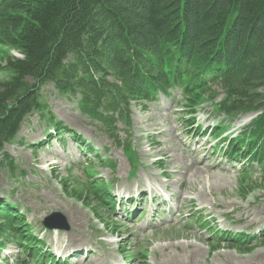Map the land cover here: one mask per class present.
Returning <instances> with one entry per match:
<instances>
[{"label": "rangeland", "instance_id": "1", "mask_svg": "<svg viewBox=\"0 0 264 264\" xmlns=\"http://www.w3.org/2000/svg\"><path fill=\"white\" fill-rule=\"evenodd\" d=\"M2 50L7 52L5 47ZM8 52L18 59L19 51ZM40 94L61 130L53 132L34 114L5 146L9 159L0 155V203L4 200L15 206L20 215L16 219L26 223L18 235L3 239L0 232V264L40 260L42 253L34 257L27 253L28 243L37 238L43 241L41 250L52 259L57 246L65 250L66 257L75 253L77 259L73 257L68 264H264L260 236L246 243L244 250L224 243L212 253L218 239L229 238L212 234L214 227L241 234H260L264 228L260 169L254 166L252 170L248 161L235 154L230 160L220 154L238 137L240 121H227L211 103L199 109L194 120L187 115L192 109L184 107L183 97L174 91L169 97L159 96L153 104L134 106L127 137L123 125L118 134L90 122L79 113L76 101L61 97L52 85ZM212 121H222L225 128L214 132L213 138L207 132L198 136ZM113 135H120V143L109 137ZM81 142L89 148H82ZM95 182L105 195V185L109 186L116 213L99 207L97 194L94 199L86 198V188ZM163 188L173 196L170 203L159 211L161 199H156V212L149 214V209L145 220H139L137 214ZM123 192L131 194L124 196ZM122 198L136 200L132 209L136 213L130 219L122 217ZM169 208L171 213L166 215ZM57 213L62 219L55 218L54 223L65 222L68 231H49L43 226L47 217ZM205 218L207 226L199 220ZM148 223L154 226L147 228ZM45 261L43 257L39 264Z\"/></svg>", "mask_w": 264, "mask_h": 264}, {"label": "trees", "instance_id": "2", "mask_svg": "<svg viewBox=\"0 0 264 264\" xmlns=\"http://www.w3.org/2000/svg\"><path fill=\"white\" fill-rule=\"evenodd\" d=\"M0 80V154L32 113L60 131L47 85L118 134L160 95L178 91L194 113L221 93L232 120L259 113L230 149L264 184V0H0ZM14 210L0 205L3 237L25 225Z\"/></svg>", "mask_w": 264, "mask_h": 264}, {"label": "water", "instance_id": "3", "mask_svg": "<svg viewBox=\"0 0 264 264\" xmlns=\"http://www.w3.org/2000/svg\"><path fill=\"white\" fill-rule=\"evenodd\" d=\"M58 218V219H62V215L57 213V214H53L51 215L48 219H46L44 221V225L49 228V229H59V230H69V227L66 225V223H60V224H55L54 223V219Z\"/></svg>", "mask_w": 264, "mask_h": 264}, {"label": "clouds", "instance_id": "4", "mask_svg": "<svg viewBox=\"0 0 264 264\" xmlns=\"http://www.w3.org/2000/svg\"><path fill=\"white\" fill-rule=\"evenodd\" d=\"M16 56H17L18 59H25V58H26V57H24L23 54L20 53V52H17V53H16Z\"/></svg>", "mask_w": 264, "mask_h": 264}, {"label": "bare ground", "instance_id": "5", "mask_svg": "<svg viewBox=\"0 0 264 264\" xmlns=\"http://www.w3.org/2000/svg\"><path fill=\"white\" fill-rule=\"evenodd\" d=\"M256 115V117L254 119H252L253 121L257 119V117L259 116V114H253ZM248 116H252V115H248ZM145 184V183H144ZM210 185V184H209ZM162 188V187H161ZM165 191H167V189L165 188ZM201 200V199H200ZM204 204V203H203ZM212 206V205H211ZM192 246V245H191ZM187 248V247H186ZM202 252V251H201ZM196 253V252H195ZM194 253V255H195Z\"/></svg>", "mask_w": 264, "mask_h": 264}]
</instances>
